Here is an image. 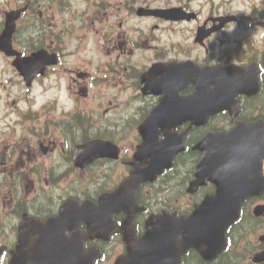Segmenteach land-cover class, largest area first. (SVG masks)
Listing matches in <instances>:
<instances>
[{"label": "flooded vegetation", "instance_id": "flooded-vegetation-1", "mask_svg": "<svg viewBox=\"0 0 264 264\" xmlns=\"http://www.w3.org/2000/svg\"><path fill=\"white\" fill-rule=\"evenodd\" d=\"M45 0H31L32 5H39ZM62 14L67 11V17L58 20L51 14L47 18L46 27L54 21L62 22L65 31H82L84 50L83 60L73 61L71 65L63 67L64 83L69 88L75 87L74 95L76 103L81 105L84 112L96 118L110 119L117 115V108L112 110V104L123 102L122 89H141L140 75L154 63H165L174 61L177 64L189 68L191 65L197 67L209 66L222 73L219 78L229 79L227 72L249 67L250 71L257 75L256 90L238 92L234 101L238 104V113L232 116L234 104L231 109H224L218 113L209 115L204 123L195 124L198 116L189 112L188 115L179 117L178 124L171 127L176 132L187 133L184 138L185 149L182 154L175 158L176 173L174 175L176 194L180 197H189L199 202L204 196L211 193L212 186L198 188L188 194L185 180L193 179L200 152L194 148V144L205 134L227 130L239 121L252 122L264 120V0H55ZM47 2V0H46ZM79 5L76 9H71ZM168 8H177L176 20L163 16L162 11ZM47 9V7H46ZM161 15V16H160ZM148 22L147 27L143 26ZM41 28L42 23L37 25ZM160 30L167 35L165 39L160 38L154 32ZM37 34V32H36ZM88 35V36H87ZM36 36H32L35 39ZM23 46V44L21 43ZM97 47V48H96ZM139 50V52H137ZM26 48H23V52ZM87 70H92L93 75ZM57 77L58 71L51 69ZM107 78H102V73ZM50 73V74H51ZM190 73V68H189ZM49 75V74H48ZM195 82L184 83L177 90V99L190 96L195 89ZM213 87V83L207 85ZM131 101L143 103L146 108L158 103L159 96L154 94L142 95L140 92L130 94ZM129 101V100H125ZM149 111V109H148ZM147 111V112H148ZM146 112V113H147ZM126 119L130 114H121ZM136 120L128 127L121 129L122 137L135 136V123L142 120L146 115L135 114ZM127 126L126 122H123ZM118 129L117 123L109 124L106 128ZM101 126H99L100 128ZM75 132L64 129L58 122L47 121L30 130V141L27 146L19 148L17 159L19 162L24 158L29 160L28 170L21 177L24 185L41 186L43 184L54 185L68 183L67 163L64 152L67 145H62V137H68L72 133L85 135V130ZM160 134L162 135L161 131ZM89 136H95L87 134ZM88 136V137H89ZM130 137V138H131ZM38 138H51L44 141V146H36ZM121 152L128 151L133 143L128 141L129 149L121 140ZM25 155V156H24ZM121 159V157H120ZM130 159H124L127 165ZM188 165V167H186ZM20 167V166H19ZM182 172H181V170ZM187 168V169H186ZM61 170V173L52 174V170ZM186 169V170H185ZM141 190L139 191L140 194ZM264 205V192L255 198L248 199L244 208L248 205L250 220L263 217H253L250 213L249 204ZM188 209L185 208L184 210ZM20 214L16 211L15 202L9 203V208L0 211V246L4 249L0 257V264H7L10 259V251L14 247L17 235L16 220ZM250 240L251 261L245 262L244 254H239L236 248L237 242L219 254L214 260H204L199 253L191 250L185 255L182 264H232L235 259L238 263L233 264H264V260L252 261V256L264 251L263 241H254V236L259 238L264 233V226L255 230L252 234L248 232L249 227H243ZM256 239V238H255ZM235 245V246H234ZM244 259V260H243Z\"/></svg>", "mask_w": 264, "mask_h": 264}, {"label": "water", "instance_id": "water-1", "mask_svg": "<svg viewBox=\"0 0 264 264\" xmlns=\"http://www.w3.org/2000/svg\"><path fill=\"white\" fill-rule=\"evenodd\" d=\"M263 139L264 137L253 136L252 132L241 134L240 130L236 128L232 133L223 137L224 141L217 148L218 150L213 151L214 155L207 158L208 164L205 163L204 166L208 175L214 177L220 186L225 185L226 188L223 190L226 193H224V201L209 203L208 207L204 208L213 214L205 216L206 222L214 221L217 218L232 222L238 213L240 204L238 198L248 193L244 189L256 187L258 183L262 185L259 175L264 174V164L261 162L264 147L260 145L258 150L257 145ZM169 152L170 148L156 142L152 149L154 159L140 174L131 176L129 183L141 180L146 174L154 177L155 173L163 168L160 163L162 156H170Z\"/></svg>", "mask_w": 264, "mask_h": 264}, {"label": "rangeland", "instance_id": "rangeland-1", "mask_svg": "<svg viewBox=\"0 0 264 264\" xmlns=\"http://www.w3.org/2000/svg\"><path fill=\"white\" fill-rule=\"evenodd\" d=\"M13 2H14V0H0V8H2L3 6H4V7H7V6H9L10 4H12ZM78 7H79V5H76L75 7L71 8V9H76V8H78ZM46 11H47V13H48L49 15L54 14V16H55L56 18H58V20L61 19L62 17H64V15H65V17H67V15H66L67 11H64V14H62L59 5L56 4V3H50V4H48V6H47V10H46ZM1 13H2V9H0V17H1ZM76 34H77V37H80L81 39H83V37H81V36H82V31H81L80 29L77 30ZM87 36H88V35H87ZM84 44H85V43H83V45H84ZM82 52H83V50H81L80 54H81ZM56 94H58V92H57V90H56L55 88L50 89V90L47 92V95H56ZM111 107H112V106H111ZM116 170H117V168L114 169L113 172H112V165H111V168L109 169V171H110L112 174H115V173H116ZM120 172H121L120 169L117 170V173H120ZM27 188H29V187H27ZM26 190H28V189H26ZM262 223H264V221H263Z\"/></svg>", "mask_w": 264, "mask_h": 264}, {"label": "trees", "instance_id": "trees-1", "mask_svg": "<svg viewBox=\"0 0 264 264\" xmlns=\"http://www.w3.org/2000/svg\"><path fill=\"white\" fill-rule=\"evenodd\" d=\"M186 167H188V165H187ZM186 169H187V168H186ZM186 169H185V170H186Z\"/></svg>", "mask_w": 264, "mask_h": 264}]
</instances>
